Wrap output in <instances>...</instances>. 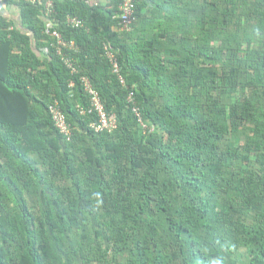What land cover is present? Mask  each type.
Instances as JSON below:
<instances>
[{"label":"trees","instance_id":"trees-1","mask_svg":"<svg viewBox=\"0 0 264 264\" xmlns=\"http://www.w3.org/2000/svg\"><path fill=\"white\" fill-rule=\"evenodd\" d=\"M133 1L0 11V264H264V0Z\"/></svg>","mask_w":264,"mask_h":264},{"label":"built area","instance_id":"built-area-1","mask_svg":"<svg viewBox=\"0 0 264 264\" xmlns=\"http://www.w3.org/2000/svg\"><path fill=\"white\" fill-rule=\"evenodd\" d=\"M33 3H38L39 5L43 6L44 15L48 18L52 15V10L54 9V1L55 0H31ZM120 5L118 6L119 14L117 15L118 24L117 27L120 31H129L130 25L133 24L136 20L135 18V4L133 0H120ZM8 7V0H0V9L5 10ZM72 24L76 26H82L77 19H73ZM52 23L49 21L47 26H51ZM49 33V32H48ZM51 36H54L58 39L59 47L66 46V43L61 40V35L58 32L54 31L51 33ZM72 43H70V46ZM108 46H106L107 49ZM112 67L116 72H118L117 62L116 59H112ZM85 83V91L90 95L92 99V105L97 112L98 120L96 123L91 124V128L94 129V132L99 133L102 131L112 132L116 129V120L115 117L110 115L108 116L104 110L103 105L99 100V95L95 89L91 86L90 82L87 79L83 80ZM120 82L123 84V79L120 78ZM132 95L129 96L131 99ZM134 112L137 114V110L134 109ZM52 116L56 123L57 128L59 129L61 134L65 136H69L70 130L69 125L65 122L64 117L59 113L58 110H52ZM138 116V114H137Z\"/></svg>","mask_w":264,"mask_h":264},{"label":"crops","instance_id":"crops-1","mask_svg":"<svg viewBox=\"0 0 264 264\" xmlns=\"http://www.w3.org/2000/svg\"><path fill=\"white\" fill-rule=\"evenodd\" d=\"M92 6L106 7L109 4V0H86ZM5 15L12 20H18V10L16 7H9L5 10ZM112 30H114L112 28Z\"/></svg>","mask_w":264,"mask_h":264},{"label":"clouds","instance_id":"clouds-1","mask_svg":"<svg viewBox=\"0 0 264 264\" xmlns=\"http://www.w3.org/2000/svg\"><path fill=\"white\" fill-rule=\"evenodd\" d=\"M9 7H12V6H9V5H8V7H7L5 10H7ZM5 10H1V9H0V11H2V13H4ZM4 15H5V13H4ZM5 16H6V15H5Z\"/></svg>","mask_w":264,"mask_h":264}]
</instances>
